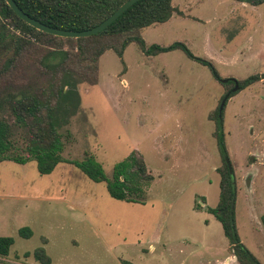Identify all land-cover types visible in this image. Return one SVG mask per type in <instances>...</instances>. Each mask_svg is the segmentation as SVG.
I'll return each mask as SVG.
<instances>
[{"label": "rangeland", "instance_id": "obj_1", "mask_svg": "<svg viewBox=\"0 0 264 264\" xmlns=\"http://www.w3.org/2000/svg\"><path fill=\"white\" fill-rule=\"evenodd\" d=\"M173 4L186 16L146 28V43L182 42L223 79L264 74V5L244 11L233 0ZM51 50L30 42L20 66L24 82L45 69L41 62ZM98 63L97 84L83 72L79 106L66 109L67 120L60 121L63 157L93 156L111 177L115 165L138 150L154 177L146 200H115L105 183L71 164L41 175L34 160L0 162V237L14 239L0 264H41L33 257L40 247L52 264H239L222 224L207 210L219 203L222 164L217 121L209 115L221 110L234 83L222 84L182 50L148 56L132 44L124 63L113 51ZM223 110L238 233L264 264V80L238 92ZM24 227L32 238L19 236Z\"/></svg>", "mask_w": 264, "mask_h": 264}, {"label": "trees", "instance_id": "obj_2", "mask_svg": "<svg viewBox=\"0 0 264 264\" xmlns=\"http://www.w3.org/2000/svg\"><path fill=\"white\" fill-rule=\"evenodd\" d=\"M126 1L15 0L30 17L51 27L73 31L98 26ZM173 1L140 0L105 31L87 38L72 39L34 29L17 16L5 0H0V162L26 164L34 160L41 175L51 174L59 164H71L91 181L105 183L111 198L127 203H143L154 177L138 150L134 149L124 161L115 165L109 177L93 156L81 161L64 158V142L58 128L61 120H67L66 109L79 106L77 87L84 83L83 72L92 73L91 84H97L98 62L107 51L115 52L124 63V54L132 44L139 46L148 56L182 50L192 60L207 66L218 81L223 80L211 61L194 56L182 42L169 46H148L144 41V29L168 22L176 12L181 14ZM233 1L255 7L264 4V0ZM32 40L52 50L41 62L45 69H39L24 82L20 77V66ZM227 80L232 84L231 79ZM262 80L264 74L238 81L239 90L235 93L230 90L223 99L228 96V101L238 92ZM209 119L217 121L214 136L218 140L222 164L217 168L220 174L219 203L216 208L207 210L222 224L230 251L239 264H262L242 243L238 233L237 180L225 143L224 110L218 108L209 115ZM17 130H21L20 138L25 142L23 153L19 152L16 144ZM19 236L30 239L33 231L30 227L21 228ZM13 245V238L0 237V257H8ZM25 255L30 257L31 253ZM33 257L41 264H52L43 247L37 248Z\"/></svg>", "mask_w": 264, "mask_h": 264}, {"label": "water", "instance_id": "obj_3", "mask_svg": "<svg viewBox=\"0 0 264 264\" xmlns=\"http://www.w3.org/2000/svg\"><path fill=\"white\" fill-rule=\"evenodd\" d=\"M5 1L20 19H22L25 23H27L29 26L33 27L34 29L47 33L49 35L56 36V37L80 39V38L91 37V36L97 35L105 31L108 27H110L115 21H117L125 12H127L132 6H134L140 0H127L112 15H110L106 20H104L101 24H99L98 26L92 29H88L84 31L64 30V29H58L55 27L45 25L44 23L26 14L18 6L15 0H5ZM231 80L233 81L235 85L234 88L232 89V92L235 93L240 88L239 83L237 80H234V79H231ZM228 82L229 81L227 79L221 80L222 84H226ZM227 99H228V96L224 99L223 104L221 106V110H223Z\"/></svg>", "mask_w": 264, "mask_h": 264}, {"label": "crops", "instance_id": "obj_4", "mask_svg": "<svg viewBox=\"0 0 264 264\" xmlns=\"http://www.w3.org/2000/svg\"><path fill=\"white\" fill-rule=\"evenodd\" d=\"M235 2H236L237 5H236L234 8H236V7L239 6V7H240L242 10H244V11H247V10H248V9H247V8H248L247 5H249V4L242 3V2H237V1H235ZM188 5H190V3H189ZM263 5H264V4H263ZM174 7H175V6H174ZM232 7H233V6H232ZM254 7H255V6H254ZM175 8H176V7H175ZM178 11H179L180 13H183V14L185 15L184 11H182V10H180V9H179ZM174 16H181V15H179V14L176 12V13H174V15L172 16V18H173ZM185 16H186V15H185ZM185 16H184V17H185ZM182 17H183V16H182ZM172 18H171V19H172ZM171 19H170V20H171ZM170 20H169V21H170ZM169 21H168V22H169ZM166 23H167V22H166ZM144 32H145V29L142 31V36H143L144 41L146 42L147 40H146V37H145V35H144ZM146 44H147L148 46H150L148 43H146ZM129 47H130V46H129ZM126 51H127V50H126ZM125 53H126V52H125ZM124 55H125V54H124ZM159 55H160V54H159ZM156 56H158V55H156ZM262 81H263V80H262Z\"/></svg>", "mask_w": 264, "mask_h": 264}]
</instances>
